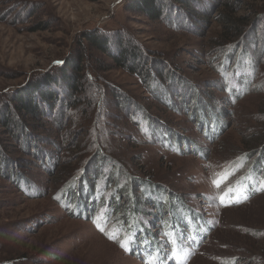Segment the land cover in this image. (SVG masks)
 <instances>
[{
	"label": "rangeland",
	"instance_id": "1",
	"mask_svg": "<svg viewBox=\"0 0 264 264\" xmlns=\"http://www.w3.org/2000/svg\"><path fill=\"white\" fill-rule=\"evenodd\" d=\"M127 1L0 0V117L5 109L13 113L9 127L4 128L0 119V154L5 155L0 156V264H141L117 242L131 232L134 237L137 231L145 236L139 240L140 259L150 250L160 256L161 264H264V191L232 205L235 198L227 193L249 172L254 144L260 140L264 144V51L256 49L260 39L257 45L251 41L239 51L241 65H226L227 56L220 53L224 45L217 46L225 39L222 17L216 18L225 9L221 0L208 11L204 9L207 13L186 4L193 14L188 18L178 15L179 24L129 9ZM242 1L232 16L235 23L245 30L253 26L260 36L264 33V0ZM94 30L106 35L127 32L135 42V46L131 42L133 48L137 43L152 66L156 64L160 73L164 69L165 76L170 75L164 78L170 95L167 87L159 89L158 77L151 74L146 81L139 79L93 47L79 48L86 41L82 36ZM250 60L258 61L255 73H260L261 80L240 86L232 75L247 69ZM72 61H77L75 71L67 66ZM85 73L92 85L103 86L98 103L94 112L85 114L86 108H82L74 114L75 120L73 117L63 126L30 118L13 101L21 91H27L22 98L29 97L28 92L37 97L30 85L46 75L52 81L72 77V82L77 81L72 89L78 98L80 76ZM89 94L95 96L94 90ZM129 99L137 105L124 109ZM196 104L203 110L213 104L216 117L224 115L223 130L212 139L196 126L194 119L202 113L193 108ZM143 115L167 123L163 122L153 139L143 130L144 126L150 130L141 120ZM135 118L141 120L140 128L133 123ZM21 122L28 129L18 130ZM38 122L40 127H31ZM169 128L167 134L164 129ZM88 130L97 132L96 137L87 134ZM21 132L26 140L37 133L45 140L48 135L61 139L63 154L56 171L47 173L32 153L21 149L22 141L17 139ZM177 132L181 133L176 135L179 146L165 145L167 137ZM192 140L200 147L202 159L187 152ZM95 141L118 178L100 190L104 197H112V206H90L89 213L97 219L94 226L81 218L87 215L83 203L77 206V201L72 203L59 194L65 182L78 176L83 165L94 158ZM6 165L23 171L20 189L8 178L10 173L3 171ZM134 175L149 178L151 184L169 193L157 186L148 189L147 184L130 183ZM114 199H119L121 207L113 204ZM122 219L127 223L130 219L135 228L129 229ZM151 221L154 225L149 234L146 226ZM100 229L111 233L113 243ZM162 240L167 251L160 248Z\"/></svg>",
	"mask_w": 264,
	"mask_h": 264
},
{
	"label": "trees",
	"instance_id": "2",
	"mask_svg": "<svg viewBox=\"0 0 264 264\" xmlns=\"http://www.w3.org/2000/svg\"><path fill=\"white\" fill-rule=\"evenodd\" d=\"M217 1L219 0H128L125 7H127V5L130 4L128 5L130 6L129 9H132L136 12L141 11L152 19L165 20L167 21V23H169L171 19L173 20L175 24H179L180 19L178 18V15H180L181 17L182 15H185L188 18L189 16H191V14H193V12L189 11L190 8L187 7L186 4L189 5L190 7L193 6L197 8L196 9L197 11L198 10L203 11L204 9H207V8L208 9L206 11H208L210 7L213 6ZM221 1H222L221 4H223L224 6L223 8L225 9H222L221 11H219L216 18L222 17V22H223L222 26L224 28V31L222 33L225 34V39L224 41L219 42L217 46L224 45L221 48L222 52L220 53L222 54V56H227L228 63L226 65L234 66V63H238V64L241 63L240 61L241 53H239V51L244 49L246 46H248L249 42L251 41H253L254 44L256 45L261 41V45L255 48L257 49L258 52L264 51V41H263L264 33H261L260 36L259 34L256 35L257 33L256 30H254V32L252 30L253 26H249V29L247 28L245 30L240 23H237V24L235 23V19L232 16H233V13H235L236 11L240 9L242 2H243L242 0H233L235 3L232 5L227 4L225 0H221ZM227 5H229L230 8ZM261 24H264V23H261ZM82 37H83L82 39H86V41L83 43L80 42L81 44L79 43V48L83 47L84 49L85 45L86 47L91 46L98 52L107 55L114 64H117L118 67L122 69H126L127 71L131 73H134V75L139 77V79L142 78L143 80L146 81L149 77H151V74H152V76L158 77V82L160 83L159 89L163 90V88L167 87L168 84L167 82H164V78L166 77L168 78L170 75L165 76L164 69L160 73L159 72L160 69L158 68L157 70L156 64L152 66L148 60L149 57L146 55V51H144V49L140 47L137 43H136L137 46L133 48V46H135L134 44L135 42L131 41L132 40L130 38L131 36L127 32L116 31L111 34L107 32V35H106L104 32H99V30L98 31L94 30V31H91L90 33H85ZM252 38L254 39L251 40ZM131 42L134 44L133 46L131 45ZM80 45H83V46H80ZM81 53H82V50H81ZM247 57L248 55L244 56V58H247ZM235 60L237 62H235ZM80 61L81 59H79L78 62L77 61L68 62L67 66H69L70 69L75 71L74 67L76 66V62L79 65ZM257 62L258 61L251 63V60H250V62L248 63L247 61L246 62V64H248L247 69L241 68L239 70H236L235 73L232 75L235 78V80L240 82L239 83L240 86L242 85L248 86L249 80L253 81V83L256 85L255 81L261 80L258 77L260 73L258 72V76L255 73L256 70L258 71V67H259V64H257ZM155 71H158V72H155ZM174 74H171V77ZM162 76H165V77H162ZM179 76L181 77V75H176L174 77L179 79ZM80 77L81 79L78 84L79 90L77 91H80L81 95L78 98H75L74 96L75 92L72 89V87L74 88L75 85L77 84V81L72 82L73 81L72 77L64 75L63 77L61 76L60 80L52 81L53 77L50 75H46L44 78L37 81L35 84L30 85V88L33 91H35L37 97H35L34 95L32 97V93L28 92L29 97L22 98V95L27 93V91H21V92H17L19 95H17L16 93V96L13 98V101L17 100L19 104V106L17 104L18 108H22L21 113L28 115L30 118H34V120L37 119L40 121L48 119L54 122L57 125V127L63 126V124H67L68 121H71L70 119H73L74 114H76L78 111L80 112L82 108H86L83 112L85 114L91 113L92 111L94 112L95 105H97L98 103L96 101L99 99V96H100L99 93L101 92L103 86L97 83L92 85L91 82L88 80L89 77L87 76L86 73L82 74V76ZM188 82L191 83V84L189 83L190 88L195 89V84H193L189 80ZM261 82L262 84H264V80H261ZM30 88H28V90H30ZM89 90H92V91L94 90L95 96L93 97L89 96L90 95ZM167 91H168L167 92L168 95H170L171 90L169 91L168 87H167ZM155 94H157V97L159 98L161 97L160 96L161 94L158 91H156ZM36 98H38V100H36ZM117 99L118 98L116 97L115 100ZM230 101L235 102V98L230 99ZM128 102L131 103V100L129 99ZM128 102H125L126 105L124 106V109L130 108L132 104L135 106L137 105V104H134L133 101L131 105H129ZM212 105L211 107L209 106L208 108H204V110L198 104H196V106L193 107L196 110H202V113L201 114L199 113V116H196L194 120L197 122L196 126H198V129H200L201 132L204 133L203 136L205 137L206 135L210 139L214 138L216 134L220 133L223 130L222 125L224 122V119H223L224 115L223 116L220 115L216 117V115L213 112ZM3 113L4 114H1L0 119L2 120V123H1L2 126L6 128V127H9V125H12L11 123L12 120L10 119L9 116L10 114L13 115V113L12 111H10L9 113L7 109H5ZM131 114L133 115L134 113L132 112ZM3 116H5L6 118H4ZM75 119L76 117H74V120ZM141 120H144L146 125L150 126V130H148L146 126L143 127V130L147 131L151 139L155 138L158 135V132L160 131V128H162L163 122H164L160 120L159 118H157V120L150 119V116H146V115H143ZM141 120L139 121L138 118H135L133 123L139 126L138 128H140ZM217 120H219L220 123L216 122ZM70 123L72 124V122ZM164 123L165 125L167 124L166 122ZM73 125H76V124H72V126ZM13 126L15 128L16 124H14ZM21 127L27 128L26 126L23 125L22 122L18 126V130H20ZM31 127L32 128L40 127V123L38 122L36 123L35 126H31ZM164 130L168 134L169 131H171L172 129L170 130L164 129ZM11 132L14 134V131H11ZM90 133L93 134L92 131L88 130L87 134H90ZM20 134H21V137L19 138L17 137V139L18 141L19 140L22 141V143L20 144L21 149L32 153L33 157H36V159L38 160L39 162L38 165H40L42 169H44V171H46L47 173L51 171H56L57 167L59 166L58 163L61 161L62 154H63L61 139L59 140L52 139L51 136L48 135L47 139L45 140V138L44 139L42 137L40 138L39 135H37L38 134L37 133V134H34L35 138L26 140V139H22V137L26 135L25 132L24 133L21 132ZM96 134L97 132L93 134L94 138L96 137ZM179 134L181 133L177 132V134L173 135V137L169 135L167 137L168 141L165 142V145L172 144L178 147L179 144H177L176 135H179ZM64 139H67L66 135L64 136ZM261 141L262 140H260L259 142L261 143ZM190 143L191 145L188 147L187 152L189 153L191 151L195 153L199 158L202 159L203 157L202 151L200 150V147L198 146V144L196 145V142L193 143V140ZM260 143H258L259 146L256 145L255 143L253 148L251 147L252 148L251 153L255 152V155H252L251 158H253V162L250 164L249 167H247L250 169L249 172L246 173V175L243 178L239 179L240 181L238 182L237 185H234L232 188H229V190H227L229 197L235 198L234 201L233 200L231 201L230 205H232L235 201L239 202V201H245L247 199H250L251 197L254 196V193L264 191V174H260V171L264 172V144H260ZM96 144H97V147L95 145V147L92 148L93 150L92 153H95L94 158L90 160V163H88V165L83 163L84 170H82L78 176H73L72 177L73 180L65 182L62 188V191L59 194V196L68 199L72 203L77 201L78 202L76 204L77 206L83 203L84 205L83 211L87 212V215L82 214L81 218L86 221L93 222L94 226L97 223V219H93L92 214L89 213L90 212L89 210H92L90 206L92 207L96 206L98 208L99 206L104 204V207L106 208L109 203H110L109 205L112 206L111 205L112 197L111 196L104 197L102 194H100V190L102 188H105L107 185H109L112 182V180L114 179L116 180L118 178L117 171L115 173L117 178H115L112 175L113 173L111 170H114V168L110 167L109 161L103 158L104 155L102 154L104 152L101 149L102 147L99 146L97 142ZM195 146H196V149L192 150V148ZM166 147L168 149L170 146H166ZM89 149L91 150L90 147ZM178 151L180 152V154H183L182 148L178 149ZM0 156L3 157L5 155L0 154ZM104 163L107 164L109 169L105 168ZM50 166H51V169H49ZM239 166L240 164H238V167ZM15 168L16 166L11 165V168H10L9 166L6 165V167H3V171L6 174L10 173L8 178L11 181L15 182L16 186L18 185V188H19L21 179L24 175H23V171L19 169L15 170ZM105 171H106V174L102 173ZM119 177H120V174H119ZM100 181H102V186L98 187V183ZM129 182L132 184L137 183L138 185H141L140 187H144L148 185L147 186L148 189L150 188L149 186H152L154 188H156L157 186L158 189L160 188L161 190L164 191V193L166 194L169 193L163 187L155 185V184H151L149 178L141 179L139 176L134 175L130 177ZM114 183H112L113 185L112 187H114ZM161 190H159L158 193H160ZM166 194L161 195L162 199L166 198L164 196ZM117 200L114 199L113 204H117L118 207H121L120 203ZM228 204L229 203L227 201L226 205ZM97 208H95V211ZM113 208L114 210H117L115 206H113ZM95 211H92V212H95ZM129 221L127 223L123 221L122 219V223L125 222L126 225L129 224ZM131 225L129 224L130 226L129 229L135 228L132 223ZM153 225L154 224L151 221L149 226H146V229L149 232V234H151V231L153 230L151 229ZM100 232L108 241L112 242L110 238L111 233H104L102 231ZM144 237L145 236L143 234H140L139 231H137V233L135 232L134 237H132V232H131L129 236L125 237L122 241L117 239V242L120 246L122 244L124 245L123 247L121 246V249L128 256L132 255V257H136L135 259L139 260L141 264H161L160 256L158 254H153L150 250L146 251L145 259L143 258L140 259L139 253H138L139 242H140L139 240ZM131 238H132V241H131ZM162 242L164 241L162 240L159 243L160 248L161 249L166 248V251H167L166 243H164L165 244L164 246ZM197 245L199 246L200 243H198ZM183 263H185V261Z\"/></svg>",
	"mask_w": 264,
	"mask_h": 264
},
{
	"label": "snow or ice",
	"instance_id": "3",
	"mask_svg": "<svg viewBox=\"0 0 264 264\" xmlns=\"http://www.w3.org/2000/svg\"><path fill=\"white\" fill-rule=\"evenodd\" d=\"M101 231H103V229H100ZM111 238V237H110ZM122 247L124 246L123 244L121 245Z\"/></svg>",
	"mask_w": 264,
	"mask_h": 264
}]
</instances>
